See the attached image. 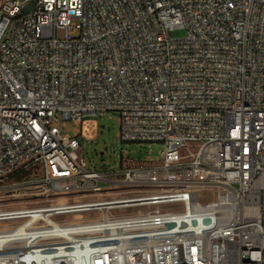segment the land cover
Wrapping results in <instances>:
<instances>
[{
    "label": "built area",
    "instance_id": "built-area-1",
    "mask_svg": "<svg viewBox=\"0 0 264 264\" xmlns=\"http://www.w3.org/2000/svg\"><path fill=\"white\" fill-rule=\"evenodd\" d=\"M0 264H264V0H0Z\"/></svg>",
    "mask_w": 264,
    "mask_h": 264
},
{
    "label": "rangeland",
    "instance_id": "rangeland-1",
    "mask_svg": "<svg viewBox=\"0 0 264 264\" xmlns=\"http://www.w3.org/2000/svg\"><path fill=\"white\" fill-rule=\"evenodd\" d=\"M58 36H63V31L58 30ZM172 37H183L186 31L183 28H175L171 31ZM98 122V133L93 139H81L79 136L81 126L68 122L62 128V132L77 136L81 140V156L87 163L89 169L97 171L116 170L122 160H133L135 162L152 163L162 159L165 145L163 142H138L123 141L121 139V118L117 111H109L104 116H94ZM202 199L213 198L209 192L201 194ZM86 199H91L87 197ZM134 209V208H130ZM60 218L71 219V215Z\"/></svg>",
    "mask_w": 264,
    "mask_h": 264
}]
</instances>
